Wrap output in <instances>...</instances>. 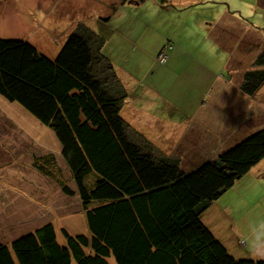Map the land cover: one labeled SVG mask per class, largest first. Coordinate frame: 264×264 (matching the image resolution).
<instances>
[{"label":"trees","instance_id":"obj_1","mask_svg":"<svg viewBox=\"0 0 264 264\" xmlns=\"http://www.w3.org/2000/svg\"><path fill=\"white\" fill-rule=\"evenodd\" d=\"M102 43L83 25L54 56L27 40L0 37V95L53 131L88 229L71 234L63 228L59 242L45 222L0 241V264H110V256L115 264H264L232 255L201 220L209 204L264 157V126L181 168L177 158L129 135L120 113L125 90ZM250 66L238 82L246 95L264 83V49ZM50 166L53 154L37 157L32 168L50 178Z\"/></svg>","mask_w":264,"mask_h":264},{"label":"rangeland","instance_id":"obj_2","mask_svg":"<svg viewBox=\"0 0 264 264\" xmlns=\"http://www.w3.org/2000/svg\"><path fill=\"white\" fill-rule=\"evenodd\" d=\"M147 2L151 5L144 7V3L136 8L122 0H0V37L27 40L44 54L54 56L72 31L81 25L87 27L103 39L100 51L125 90L120 113L128 124L129 135L146 144L145 148L149 144L148 148L157 154L177 158L181 168L189 169L219 152L214 151L218 143L208 118L211 111H230L225 110L228 104L224 102L218 103L216 110L201 102L205 85L211 80L219 83L228 78L222 65L225 51L211 44L214 39L203 40L200 25L206 26L213 20L214 7ZM222 3L226 9L228 4L230 10L246 15L253 34H264V8L258 14L250 10L251 3L247 5L242 0H217L218 5ZM156 8L158 15L142 17L141 12L150 14ZM136 10L129 18L131 11ZM160 17L167 19L168 28L178 27L177 35L187 27L194 34L186 31V38L174 36L181 45L166 44L155 55L154 46L160 39L143 35L141 29L148 20L150 26L159 24L155 18ZM263 37L253 41L260 49ZM241 44L238 49L233 46V54L242 53L234 56L242 62L237 60L229 66L237 81L242 77L241 70L252 67L256 53V50L245 52L244 43ZM246 44L250 46L245 41ZM262 121L264 124V111ZM202 134L204 139L202 136L199 139ZM46 154L55 158V166L49 167L50 178L32 168L33 161ZM263 163L264 160L259 164ZM59 180L73 193H63ZM240 184L235 183L214 199L202 212L201 220L225 244L231 239L228 236L231 230L244 238L240 240L246 242L242 252L226 246L235 257L264 259V249L259 246L261 239L258 240L263 237L259 230L264 229L260 203L264 192L242 191L243 188L239 191ZM229 219L231 228L227 227ZM45 222L53 224L59 242L63 241V228L71 234L88 233L85 213L53 131L19 104L0 95V241L8 243L16 235ZM252 230L256 232L251 234ZM108 260L115 264L113 257Z\"/></svg>","mask_w":264,"mask_h":264},{"label":"crops","instance_id":"obj_3","mask_svg":"<svg viewBox=\"0 0 264 264\" xmlns=\"http://www.w3.org/2000/svg\"><path fill=\"white\" fill-rule=\"evenodd\" d=\"M122 1L124 3L127 2L131 6H136V8L137 6L139 8L140 7L139 5L143 6L144 3H145L144 7L151 5V3L149 4L147 0H143L141 2L134 0H122ZM242 1H244L247 5L251 3L250 10L258 14L260 12V8H262V10L264 8V0H242ZM160 2H161L160 4H167V3H171L174 5L203 4L204 6H209L212 8L214 7V9H212L213 20H211V22L205 23L206 26H204L202 23L200 25L203 31L202 32L204 38L203 40L205 39L209 40L210 38H212L214 39V43L211 42V44L215 47H218L220 50L225 51V53H223L225 58L223 60L222 65L224 66L226 72L228 73V78H226L227 81L225 82L219 81V83L211 80L208 85H205L207 89L205 91V95L202 97L203 99L201 100V102L203 105L208 103L213 108V110H216V108L218 107L217 106L218 103L224 102L225 105L228 104L227 105L228 108H225V110H230L228 112L211 111V114L208 116V118L211 120L210 124L212 129L214 130L213 133L216 136V141L218 143L215 146L214 151L217 152L223 150L227 148L229 145L233 144L235 141L244 137L245 135L264 126L262 121V112L264 111V88L262 87L264 83L257 89V91L254 94L252 95L243 94L238 88L239 80L237 81V79L236 80L233 79V76L231 75L230 72L231 68H229V66L234 64L235 61L237 60L238 62L241 61L239 58L238 59L234 58V56L236 57L238 54L242 55V53L235 52L233 54V46L235 47V49L236 48L238 49V46L243 42L245 46L244 47L245 52L250 54V52L256 50L255 53L256 55L259 50L264 49V42H261L260 45L261 49H260L257 42L255 44L253 41L257 40L259 37H263L264 34H262V32L259 35L257 34V32L253 34L254 31L247 22L246 15L243 17L237 10H230L229 9L230 6L227 3H225L227 4V9H226L224 7V3L218 5L217 0L215 1L160 0ZM241 3L244 4L243 2ZM137 10L135 13L131 11L132 15H130L129 18H131L134 14H136ZM142 13H143L142 17L144 18L155 16L158 15V9L157 8L152 9L150 11V14H146L145 11L141 12V14ZM155 19L158 21L159 24H156L155 26H150L149 24L151 23V21L146 20L147 22L145 26L141 29V31H144L143 35L153 36V38L160 39V41L156 44V46H154L153 53H155V55L164 46H166V44L181 45L180 43H177L179 39L176 41L175 37L181 36L186 38V31H189L190 33L194 34L192 28L187 27L185 28V30L181 35H177L178 27H175L174 29H170L168 28V26L165 25L167 19L163 17L155 18ZM193 28L196 30L195 27ZM262 39L264 40V37ZM245 41L249 42L250 46L247 44L245 45ZM245 70L246 68H244L241 71L244 72ZM259 93L261 94L262 97L259 96ZM253 100H256V103H254ZM201 136L203 138L204 134L198 135L199 139ZM214 154H212L211 156H213ZM262 160H264V157L257 164L253 165L245 174H243L240 177V179H238L235 182V183L241 182L240 184L241 187L239 188V191H241V189L243 188L242 191L247 189L248 191L253 190L254 192H257L258 190H261L264 192V182H263L264 163L262 165L259 164ZM235 183L233 185H235ZM244 183H247L246 187L244 186ZM232 186L226 189L222 194L232 189ZM260 203H262L263 205V208L261 210L264 211V196ZM223 214L225 215V213ZM232 226H233L232 221L231 219H229L227 227L231 228ZM253 232L256 231L252 230L250 233L252 234ZM229 233L230 234L226 233V236L228 234V236H231V239L226 240L227 243L224 244L227 247L228 245L233 246L235 252H239V251L242 252L241 247L245 245L246 242H244L243 244L241 243L240 240L242 239L244 240V238L239 236L236 230H231ZM232 233L233 235H231ZM260 233L263 235V237L262 238L258 237V240L261 239L259 246L260 248L264 249V229L261 228L259 230V234ZM237 248L239 251L237 250Z\"/></svg>","mask_w":264,"mask_h":264}]
</instances>
